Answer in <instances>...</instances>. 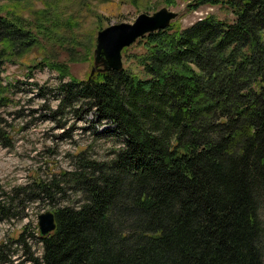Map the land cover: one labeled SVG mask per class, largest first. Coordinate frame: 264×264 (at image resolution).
Instances as JSON below:
<instances>
[{
  "label": "trees",
  "instance_id": "16d2710c",
  "mask_svg": "<svg viewBox=\"0 0 264 264\" xmlns=\"http://www.w3.org/2000/svg\"><path fill=\"white\" fill-rule=\"evenodd\" d=\"M199 5L228 17L139 37L130 59L143 76L123 67L63 80L68 64L44 59L62 79L58 110L86 105L123 140L108 159L34 182L50 199L59 182L80 199L52 210L56 228L39 235L33 264H264V0H192L190 9ZM43 6L0 0V108L14 87L4 65L61 29L53 0ZM90 57L88 48L72 60Z\"/></svg>",
  "mask_w": 264,
  "mask_h": 264
},
{
  "label": "rangeland",
  "instance_id": "374dc122",
  "mask_svg": "<svg viewBox=\"0 0 264 264\" xmlns=\"http://www.w3.org/2000/svg\"><path fill=\"white\" fill-rule=\"evenodd\" d=\"M140 2L137 6L130 0H53L62 17L58 19L60 31L52 41L4 65V81L14 87L10 103L0 108V130L5 136H0V264H33L32 258L40 259L38 214L59 205H75L80 199L72 186L61 182V190L51 188L55 194L50 199L35 189V181L49 185L83 160L110 158L122 145V137L111 131L113 126L100 120L94 109L78 103L75 109L58 110L57 85L62 79L55 69L43 65L44 59L68 64L69 75L63 80L84 79L93 65L97 31L110 24L132 23L139 13L151 14L162 7L176 12L171 23L181 27L206 14L228 17L217 6L190 9L192 0ZM41 7L43 0H29V8ZM88 48V61L72 60L81 59ZM137 52L142 49L133 43L122 52V64L143 76L142 68L130 59ZM19 187H26L24 193ZM20 233L23 242L16 241Z\"/></svg>",
  "mask_w": 264,
  "mask_h": 264
},
{
  "label": "water",
  "instance_id": "95a60500",
  "mask_svg": "<svg viewBox=\"0 0 264 264\" xmlns=\"http://www.w3.org/2000/svg\"><path fill=\"white\" fill-rule=\"evenodd\" d=\"M175 17L176 12L162 7L151 14L139 13L132 23L110 24L98 30L90 75L96 70H122V50L147 33L170 28V23ZM37 220L40 237L49 235L56 228L51 210L38 214Z\"/></svg>",
  "mask_w": 264,
  "mask_h": 264
}]
</instances>
